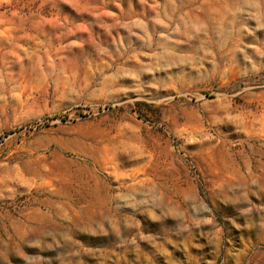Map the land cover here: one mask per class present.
Instances as JSON below:
<instances>
[{
	"label": "rangeland",
	"instance_id": "1",
	"mask_svg": "<svg viewBox=\"0 0 264 264\" xmlns=\"http://www.w3.org/2000/svg\"><path fill=\"white\" fill-rule=\"evenodd\" d=\"M0 264H264V0H0Z\"/></svg>",
	"mask_w": 264,
	"mask_h": 264
},
{
	"label": "bare ground",
	"instance_id": "2",
	"mask_svg": "<svg viewBox=\"0 0 264 264\" xmlns=\"http://www.w3.org/2000/svg\"><path fill=\"white\" fill-rule=\"evenodd\" d=\"M181 7V6H180ZM175 8H177V7H175ZM179 8V7H178Z\"/></svg>",
	"mask_w": 264,
	"mask_h": 264
}]
</instances>
